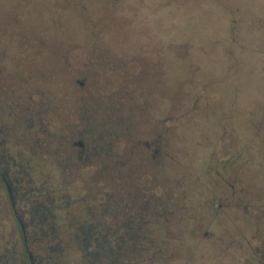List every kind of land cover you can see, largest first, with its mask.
Instances as JSON below:
<instances>
[{
	"label": "rangeland",
	"instance_id": "374dc122",
	"mask_svg": "<svg viewBox=\"0 0 264 264\" xmlns=\"http://www.w3.org/2000/svg\"><path fill=\"white\" fill-rule=\"evenodd\" d=\"M232 2L230 31L216 0L175 20L170 0H0V153L35 264H84L82 226L102 229L100 264L264 260V176L232 155L264 112V70L247 65L264 68V0ZM223 158L232 199L214 183ZM11 213L0 182V264H28Z\"/></svg>",
	"mask_w": 264,
	"mask_h": 264
},
{
	"label": "trees",
	"instance_id": "16d2710c",
	"mask_svg": "<svg viewBox=\"0 0 264 264\" xmlns=\"http://www.w3.org/2000/svg\"><path fill=\"white\" fill-rule=\"evenodd\" d=\"M170 1H172V3L174 5H178V8L176 6H172L173 11L171 12L172 9L169 11L170 14H172V16H173V19L175 20V19H178L179 16L180 17L183 16V12L179 10L180 2L185 1L188 4L190 2H196L198 0H182V1L181 0H170ZM216 1H217L218 5L221 8L224 7L223 9L226 11L224 13H221L220 15H223L225 17V20H228L229 22L231 21L230 22V26H227L229 28V30L230 31H232L233 29L236 30L235 29L236 28V23L238 21L240 22L242 20V18H243V17L238 15V13L240 11H239L238 8H236L237 3H233L232 2L233 0H216ZM251 17H254V16H251ZM178 22H179V20H178ZM178 28H179V23L177 25L175 24V26L173 28L174 35L176 37H179V36H183L184 37V33L182 31L181 32L178 31ZM229 36H231V35H229ZM172 38L175 39V37H172ZM178 42H180V41H178ZM230 43L228 45H230ZM231 44H233V42ZM234 44H236V42H234ZM251 50H252V53H255V54L256 53L264 54V51L261 50V49H257V50L251 49ZM257 60L258 59H256L254 62H256ZM254 62H249V64H247V65L249 66L250 63H252L253 69H255V71H256L255 73H258V72H261V71L263 72L264 68L262 69V68L257 67L256 63H254ZM235 65L241 66L242 64L236 63ZM247 65H245V66H247ZM247 71H249V69L241 71V73L238 75V77H241V76L242 77H246V75L248 74ZM239 72L240 71H238L236 74H238ZM232 94H233L232 95L233 97L236 96L235 86H234V88H232ZM257 94L252 95V98L255 99V101H254L255 103L258 101V104L260 105L261 108H263V111H264V86H262L261 91L259 93L257 92ZM212 104H215V103L212 102L210 105H212ZM236 104L237 103L234 104V101H233L232 107L235 109L234 113L237 115V113H240V109H239L238 106H236ZM209 107L212 108V106H209ZM255 108L257 110L259 108V106L256 105ZM247 111L253 112V109H250V110H247ZM247 111H246V113L249 114V112H247ZM178 117H180V116H178ZM197 123H198V120H196V118H195L194 124H197ZM245 124H248V123H245ZM222 127H224V125H221L220 129ZM240 132H243V133L244 132H248L247 134H249V132H250L251 136H249V138H245V136H243V135H239L238 136L237 143L233 147L234 148L233 151H235L234 153H232L233 157L234 158L238 157V156L242 157L243 159H245L244 161L246 162L245 163L246 166H249V167L250 166H254L256 168L255 169L256 173H258V175L263 177L264 176V153H263L264 152V112L259 118L258 117L253 118L252 122H249L248 126H246L245 128L240 129ZM173 135H174V137L177 136L178 141L179 140L182 141L181 140V134L179 132L176 133V134H173ZM161 139H162V135H160V134L154 139V145H155L154 150H156V148L158 147V144L161 141ZM253 139H255V141H256L255 143L256 144L253 143L254 142ZM222 143H224V142H222ZM147 145L148 144H146V146ZM231 145H232V143H231ZM253 145H256L255 150L259 151V152H256V153L261 155L260 158L253 157L252 154L250 156V154L248 153L249 150H250V147L252 148ZM227 160L229 161L230 159L223 158V160H221L222 163H219L220 161H218L217 166L220 165L221 168L219 167L218 170H215L216 171V178L214 179V183H217L218 179H219V181H222L223 182V186L225 187V189H227V190H224V191L227 192L226 194L228 195V197H231L233 192H234V189H233L232 185L230 184V182L228 180V177L226 178V175L224 176V174H223L225 167H227V165H229ZM231 160L232 161H236L234 159H231ZM216 162H217V160H216ZM184 171H185V173H184L185 175L183 176V178L188 176V174L186 173V170H184ZM187 172H189V171H187ZM202 175H204V174H202ZM202 175L201 176L198 175V176L201 178ZM191 176L192 177H196V174H191ZM200 178L199 179L197 178L196 180H197V183H199L201 185V188L202 187H207V183H211L210 182L211 179L209 178L208 174H206L202 179H200ZM193 189L194 188H192V190ZM209 191H210V189L205 188V190H201V193L202 192L203 193H209ZM231 199H232V197H231ZM262 213H264V212H262ZM80 230H81V234L79 236H76L74 234L75 235L74 236L75 240L76 241H83V242H90L92 244V246H93V249H94V250H90V251H88L87 249L84 250V251L82 250L83 256H84V259H85L84 260V264H100L99 262L101 261L102 257L104 256L103 251H104V242H105V240L102 238L104 236L103 232L101 231L102 229L97 228V227H93V226H87V227L86 226H82V228H80ZM114 241H116V239ZM118 248H122V245L121 246L119 245ZM115 252H117V250ZM25 253H26V256L28 258L27 252H25ZM113 253L114 252H112V253L108 252V254L110 255V259H109L108 263H110L111 261H116L114 255L111 256Z\"/></svg>",
	"mask_w": 264,
	"mask_h": 264
},
{
	"label": "flooded vegetation",
	"instance_id": "af4514ba",
	"mask_svg": "<svg viewBox=\"0 0 264 264\" xmlns=\"http://www.w3.org/2000/svg\"><path fill=\"white\" fill-rule=\"evenodd\" d=\"M1 142L2 141L0 140V143ZM72 143L77 145L76 146L77 157L80 158V154L85 148L84 143L80 139H74V140H72ZM11 161H14V159L9 158L8 156H5L3 153H0V182L3 185L7 199L9 201V206L11 207V211H12L11 214L13 215V217L15 219L14 226L17 227L21 232V239L23 242V246H24L25 252H27V255H28L27 263L28 264H35L34 255L29 251V249L27 247L26 234H25V239L22 236V230L25 233V228L29 225V223H31V219H29V221H26L25 219H23L21 217V215L23 213H25V210H23V208L15 206V201H17V198H16L15 186L13 185V180L14 179L16 180L17 178H9L8 173L6 171V167H5V165L9 164V162H11ZM6 186H8L9 194H8L7 189H6ZM25 191H28V190L26 189ZM9 196L12 198V202H13L12 204L10 203ZM263 229H264V219H263ZM28 251H29V253H28ZM257 261L258 262L256 264H264V260L258 259Z\"/></svg>",
	"mask_w": 264,
	"mask_h": 264
},
{
	"label": "water",
	"instance_id": "95a60500",
	"mask_svg": "<svg viewBox=\"0 0 264 264\" xmlns=\"http://www.w3.org/2000/svg\"><path fill=\"white\" fill-rule=\"evenodd\" d=\"M6 189H7V191H8V194H9V189H8V186H6ZM9 200H10V203L12 204L13 202H12V198L9 196ZM22 236H23V238L25 239V233H24V231L22 230ZM28 253H29V251H28Z\"/></svg>",
	"mask_w": 264,
	"mask_h": 264
}]
</instances>
